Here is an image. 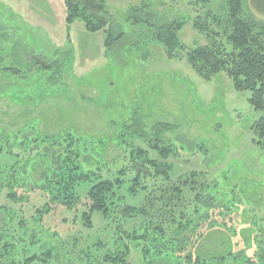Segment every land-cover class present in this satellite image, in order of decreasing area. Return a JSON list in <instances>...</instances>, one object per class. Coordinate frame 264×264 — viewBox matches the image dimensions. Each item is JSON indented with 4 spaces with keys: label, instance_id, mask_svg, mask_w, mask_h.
Segmentation results:
<instances>
[{
    "label": "rangeland",
    "instance_id": "374dc122",
    "mask_svg": "<svg viewBox=\"0 0 264 264\" xmlns=\"http://www.w3.org/2000/svg\"><path fill=\"white\" fill-rule=\"evenodd\" d=\"M242 2L244 13L264 24V0ZM144 3L152 4L157 20L184 24L178 37L186 49L209 45L196 25L200 20L206 24V19L198 18L211 13L224 21L229 14V0H105L107 12L127 34L107 51L104 33L89 34L78 22L71 30L66 27L64 0H0V57L10 68L19 69L22 79L28 78L0 74V165L11 166L10 152L24 153L53 136L58 138L50 140L51 144L65 143V134H71L79 141V150L91 140L103 142L106 163L116 166L124 153L120 134L132 136L142 129L154 134L153 128L162 124L167 129L161 146L168 153L173 178L205 175L210 187L217 188L209 190V198L224 210L210 215L201 210L208 219L215 216L227 227L203 229L205 236L196 244L194 256L206 264H238L235 261L243 254L253 259L257 241L264 244V147L255 143L254 134L264 112L252 106L249 91L235 89L226 73L205 80L188 63L187 52L178 49L176 56H169L163 46H149L147 38L152 31L128 21L131 11L140 10ZM56 61L63 65L59 84L52 85L46 76L30 79L40 75V63L51 66ZM31 65L35 70L27 74ZM37 153L44 159L46 175L42 167H36L35 177L39 185L45 184V193H52L55 203L62 202L63 194L76 198L77 187H87L72 183L78 175L74 162L62 158L61 165H55L57 149L45 157L41 151ZM58 168L60 179H55L53 171ZM80 168L79 174L95 179L97 162L91 166L82 163ZM1 177L0 207H12L30 219L49 202L44 193L20 187L30 183L24 174L3 172ZM54 180H64L63 185ZM233 193L241 205L234 202L231 213L225 212L223 206L231 205ZM17 195L24 201L22 206L12 203L11 198ZM53 207L44 218V228L64 241L76 234L94 237L105 226L103 216L95 212L87 231L83 210ZM5 215L0 214V228L8 224ZM141 222L136 219L126 228L139 229ZM60 241L58 237L51 239L59 262L68 264ZM128 246L129 262L147 264L143 248L151 252L150 243L140 240L138 248ZM169 248L152 253L154 264H187L185 252L178 259L177 246ZM225 257L227 261L222 263L220 259Z\"/></svg>",
    "mask_w": 264,
    "mask_h": 264
},
{
    "label": "trees",
    "instance_id": "16d2710c",
    "mask_svg": "<svg viewBox=\"0 0 264 264\" xmlns=\"http://www.w3.org/2000/svg\"><path fill=\"white\" fill-rule=\"evenodd\" d=\"M64 3L66 27L71 30L78 22L84 25L89 34L104 33V46L107 51H112L115 45L127 37L122 26L107 12L105 0H64ZM242 6V0H229V14L224 21L211 13L204 18H198L206 19V24L200 20L196 25L207 36L209 45L193 49H186L179 40L178 34L184 24L157 20L150 3H144L140 10H132L133 16L128 21H133L136 28L145 27L152 31L147 38L150 39L149 46H163L169 56H176L178 49L187 52L188 63L201 78L209 81L219 73H226L233 81L235 89L249 91L252 94V106L257 111L264 112V24L256 23L252 15H246ZM210 20L212 24L208 25ZM38 67L37 72L40 75L30 76V79L46 76L52 85H57L62 80L63 65L60 62L56 61L51 66L40 63ZM27 69V74H32L35 70L33 65ZM0 74L28 80L22 79L21 71L10 68L5 58L1 57ZM165 129L166 126L158 124L153 128L154 134H148L144 129L132 136L120 134L118 141L124 148V153L116 166L106 163L101 148L103 142L95 143L91 140L79 150V141L71 134H65L68 139L65 143L54 141L51 144L50 140L58 138L53 136L42 143L34 142L36 148L33 146L24 153L13 155L10 152L8 157L12 164L9 167L0 165V181L3 172L13 175L22 173L30 183L26 182L20 187L44 193L49 202L36 210L30 219H26L21 211L12 207H0V214L4 212L8 220V224L0 228V264H61L57 248L51 242L55 237L61 239V252L68 264H132L128 261L131 255L128 244L138 248L140 240L153 246L151 252L143 248L144 257L148 258L147 264H154L151 260L153 252L169 250L170 245L177 246L178 259L186 253L184 259L187 264H206L201 258L194 256L196 244L205 236V232L201 231L227 227V224L219 223L215 216L213 220L208 219V216L202 215L201 210L209 215L214 211L223 213L224 210L209 198V190L217 188L214 185L210 187L205 175L192 173L184 180L173 178V167L166 159L168 153L161 146ZM254 134L255 143L264 147V117L256 122ZM52 149H57L55 165L60 166L62 158L69 163H75L74 170L78 175L72 183L87 186L84 189L77 187L76 198L63 194L62 202L55 203L52 193H45V184L39 185L40 181L35 177L36 167H42V174L46 175L44 159L37 152L41 151L45 157L51 154ZM96 162L98 172L95 179L79 174L80 164L91 166ZM59 169H54L53 178H58ZM54 182L60 186L64 180ZM233 195L231 205L223 206L225 212L231 213L234 202L241 205L240 198L235 193ZM11 199L13 204L19 206L24 202L20 195ZM53 206L83 210V225L87 231L91 228V219L95 212L103 216L105 226L94 237L76 234L64 241L56 232L44 228V218L54 210ZM136 219H142L139 229H127V225ZM255 219L258 224L257 217ZM256 246L257 252L253 259L243 254L235 262L264 264V244L257 241ZM111 248L115 250L112 251ZM220 261L224 263L227 258Z\"/></svg>",
    "mask_w": 264,
    "mask_h": 264
}]
</instances>
